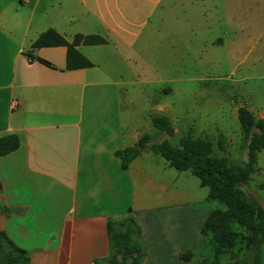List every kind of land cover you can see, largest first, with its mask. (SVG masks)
Instances as JSON below:
<instances>
[{
  "label": "crops",
  "instance_id": "obj_1",
  "mask_svg": "<svg viewBox=\"0 0 264 264\" xmlns=\"http://www.w3.org/2000/svg\"><path fill=\"white\" fill-rule=\"evenodd\" d=\"M162 2L0 0V135L18 138L0 156V231L27 252L29 264H97L109 251L106 222L126 216L139 229V264H220L235 252L234 245L214 254L200 227L215 203L205 193L181 201L171 176L163 184L172 168L165 160L157 166L146 147L123 169L115 154L143 134L152 142L157 130L154 114L133 108L124 131L120 83L141 76L140 40L151 41L142 30ZM46 29L67 41L95 34L104 42L77 44L91 65L68 69L64 46L31 47ZM168 107L157 104L172 127Z\"/></svg>",
  "mask_w": 264,
  "mask_h": 264
},
{
  "label": "rangeland",
  "instance_id": "obj_2",
  "mask_svg": "<svg viewBox=\"0 0 264 264\" xmlns=\"http://www.w3.org/2000/svg\"><path fill=\"white\" fill-rule=\"evenodd\" d=\"M142 32L141 37L151 41L140 40L144 57L136 64L141 76L120 83L124 131L132 118L128 111L138 108L150 115L164 114L157 104L167 102L175 130L171 134L156 130L151 133L152 142L166 137L175 145L188 133L208 141L215 155L242 165L246 139L236 108L246 107L255 118L264 116V0H163ZM153 157L157 166L164 162L159 155ZM149 164L156 167L154 162ZM256 166L247 189L264 213V149L257 153ZM167 171L163 184L169 186L171 176L174 192L184 196L181 201L191 202L207 193L188 170ZM158 178L164 181V176ZM213 202L216 208L224 206L218 200ZM231 227L236 230L239 226L231 221ZM241 230L239 235L246 233ZM243 243L237 237L235 256L223 255L219 263L231 264L233 258L236 264H245ZM260 255L264 264V242Z\"/></svg>",
  "mask_w": 264,
  "mask_h": 264
},
{
  "label": "trees",
  "instance_id": "obj_3",
  "mask_svg": "<svg viewBox=\"0 0 264 264\" xmlns=\"http://www.w3.org/2000/svg\"><path fill=\"white\" fill-rule=\"evenodd\" d=\"M104 39L95 34H75L67 41L53 29L41 32L31 43V47H65V67L68 69L88 67V61L76 45L100 44ZM236 118L246 139V159L242 165L231 164L224 156L212 152L208 141L194 139L188 133L181 136L177 144L168 139L150 142L148 135L140 136L134 146L115 151L121 158V168H126L132 158L142 148H148L162 157L169 167L177 171L188 170L199 180V185L207 188L205 198L218 200L224 209L215 208L208 212L200 232L210 234L215 255L231 249L239 233L231 227V221L246 233L241 235L246 249L245 264H261L260 246L264 242V213L259 202L247 189L252 175L257 172V153L264 149V116L255 118L244 106L236 108ZM151 123L157 130L171 134L172 127L165 116L152 115ZM18 147V138L14 133L0 135V156ZM108 236V255L96 259L97 264H139L140 246L136 241L139 229L131 216L120 223L106 222ZM123 249L129 254L123 255ZM190 252L180 253L182 259H188ZM119 256V257H118ZM119 258V259H118ZM0 264H29L27 252L14 244L0 231Z\"/></svg>",
  "mask_w": 264,
  "mask_h": 264
},
{
  "label": "built area",
  "instance_id": "obj_4",
  "mask_svg": "<svg viewBox=\"0 0 264 264\" xmlns=\"http://www.w3.org/2000/svg\"><path fill=\"white\" fill-rule=\"evenodd\" d=\"M16 105H17V101H16V100H11V101H10V107H11V108H15Z\"/></svg>",
  "mask_w": 264,
  "mask_h": 264
},
{
  "label": "water",
  "instance_id": "obj_5",
  "mask_svg": "<svg viewBox=\"0 0 264 264\" xmlns=\"http://www.w3.org/2000/svg\"><path fill=\"white\" fill-rule=\"evenodd\" d=\"M122 254H123V255H127V254H129V251H128V250H126V249H123V252H122Z\"/></svg>",
  "mask_w": 264,
  "mask_h": 264
}]
</instances>
